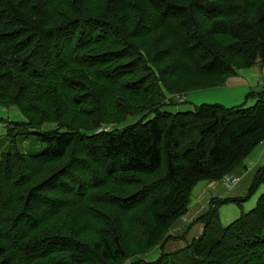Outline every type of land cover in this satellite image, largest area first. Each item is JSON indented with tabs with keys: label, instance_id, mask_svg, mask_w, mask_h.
Segmentation results:
<instances>
[{
	"label": "trees",
	"instance_id": "trees-1",
	"mask_svg": "<svg viewBox=\"0 0 264 264\" xmlns=\"http://www.w3.org/2000/svg\"><path fill=\"white\" fill-rule=\"evenodd\" d=\"M257 65L264 0H0V106L24 118L0 142V264H264V193L225 227L218 215L264 168L163 250L195 186L242 175L264 140V87L250 107L172 112L187 102L169 97Z\"/></svg>",
	"mask_w": 264,
	"mask_h": 264
},
{
	"label": "crops",
	"instance_id": "crops-1",
	"mask_svg": "<svg viewBox=\"0 0 264 264\" xmlns=\"http://www.w3.org/2000/svg\"><path fill=\"white\" fill-rule=\"evenodd\" d=\"M262 68L263 67L257 65L252 68L239 70L236 76L231 77L234 79H238L237 81H239V83H237L236 85L235 83H229L228 85L225 84L223 87L218 89H223V88L234 89L239 93L242 92L247 93L248 91H251V89L253 90L256 88L262 89L264 87V79L261 73ZM185 100H186L185 102L188 101V95L185 96ZM192 106L187 104L181 106L179 111H178V107H172L169 108V110L172 112H185L193 109ZM248 158L244 161L245 170L242 173V175L238 176L239 181L236 186L229 187L222 180L211 181V182L204 181L198 183L195 186V188L193 189L187 214L183 218L178 220L170 230V235L173 237L171 238L170 241H168L165 244L163 248L165 253H174L184 249L189 243H191L194 239L198 238L203 233L204 225L202 223H199L197 220L208 212L209 203L212 199L241 200L245 197L252 184L254 177L256 176L257 172L261 169V164L259 162L254 161V159H248ZM260 160L261 159L258 158V161ZM229 204H234V203H229ZM242 204L240 206L237 204L236 205L238 207H241ZM222 210H223L222 207H220L218 210L219 218H220V212ZM188 226H190V228L187 231L185 238L180 239L179 236L183 234V231ZM155 251H157L155 253H157L159 257L161 252L160 249L157 248L155 249Z\"/></svg>",
	"mask_w": 264,
	"mask_h": 264
},
{
	"label": "rangeland",
	"instance_id": "rangeland-1",
	"mask_svg": "<svg viewBox=\"0 0 264 264\" xmlns=\"http://www.w3.org/2000/svg\"><path fill=\"white\" fill-rule=\"evenodd\" d=\"M260 66V65H259ZM262 68V76L264 79V66H261ZM238 79H228L226 81V85L229 83H239L237 81ZM261 88H256V89H251V91H248L247 93H239L238 91L234 89H228V88H223V89H216V90H208V91H198L196 93H191L188 94V101L186 104H178V111L183 105H187L189 103H192L193 105H200V104H215L222 106L224 108H233V107H238V106H244V107H250L255 103L254 98H249L246 99V97L250 94L253 93V91H256L254 93H257L260 91ZM201 92V93H200ZM186 95H180L177 94L175 96L169 97V98H174L176 101L179 100V98H184ZM169 108L172 107H166L164 108L165 110H169ZM170 111V110H169ZM153 117L152 114L148 115L147 117L144 118V120L151 119ZM139 117H134V118H129L125 124H130L135 121H137ZM24 118L20 115V113L14 108V107H3L0 106V142H3V145L6 146L7 141L3 139V136L6 134V131L10 127L11 123H20L23 122ZM108 129L115 128L116 126L114 125H109L107 126ZM35 138L30 137L27 139L24 144H19L20 147L28 146V145H35L34 143ZM38 146V145H37ZM39 148V146H38ZM264 147L258 146L255 148L254 152L250 155L248 159H254V161L259 162L261 164V168H264ZM26 152H34L36 151V147H26L25 148ZM260 154V155H259ZM258 158L261 160L258 161ZM222 180V179H221ZM264 193V183L261 184L258 189L256 190V193L246 202L242 204L241 207H238L236 204H226L222 206L223 210L220 212V218L219 222L220 224L225 227L226 225L232 223L235 221L237 218L240 217L242 213H247L251 209H253L256 205V201L259 198L261 194ZM252 204V205H251ZM262 236L264 239V225H263V230H262ZM157 249V248H156ZM155 249L153 251H150L149 253L141 256L143 257L142 259L150 262L154 261L157 259L158 255L155 253ZM123 264H131L130 261H126Z\"/></svg>",
	"mask_w": 264,
	"mask_h": 264
},
{
	"label": "built area",
	"instance_id": "built-area-1",
	"mask_svg": "<svg viewBox=\"0 0 264 264\" xmlns=\"http://www.w3.org/2000/svg\"><path fill=\"white\" fill-rule=\"evenodd\" d=\"M178 101L182 102L183 98H179ZM261 145L264 146V140H262ZM223 181L225 184H227V186L234 187L237 185L239 179L234 175H226L223 177Z\"/></svg>",
	"mask_w": 264,
	"mask_h": 264
}]
</instances>
